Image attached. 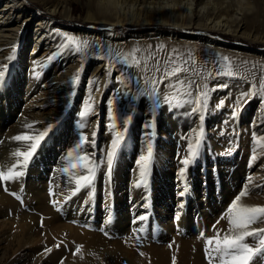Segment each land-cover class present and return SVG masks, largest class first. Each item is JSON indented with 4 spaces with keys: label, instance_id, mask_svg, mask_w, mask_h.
I'll list each match as a JSON object with an SVG mask.
<instances>
[{
    "label": "rangeland",
    "instance_id": "rangeland-1",
    "mask_svg": "<svg viewBox=\"0 0 264 264\" xmlns=\"http://www.w3.org/2000/svg\"><path fill=\"white\" fill-rule=\"evenodd\" d=\"M39 1L31 0L26 3L29 9L35 11L36 18L47 16L43 7L39 8ZM47 1L68 2L71 21L66 20L60 13L53 21L56 34L61 37L64 48L60 52L56 49L49 52L34 49V42L30 39L31 33L28 31L21 34L17 44L0 43V71L4 72V76L0 78V108L11 106L9 103L12 101V118L14 113L20 112L22 108L28 110L25 117L37 123L40 132L48 130L42 140L43 147L49 149L45 158L51 155V146L56 143L67 147L68 143L71 145L69 150L67 149L70 161L76 162V156H89L94 170L92 183L82 187L76 198L80 202L84 201L82 206L91 202L99 208L101 215H85L83 220L79 219L76 215L81 214V209L75 204L65 208V203H59L56 210L49 206V202L47 207H44L45 203L40 202L41 207L35 208L34 196L37 193L32 192L37 188H34V184L40 182L39 180L43 182L44 178L39 176L41 179L36 181L34 177L35 182L28 186L30 193L25 190L24 183L18 186L19 194L23 197L17 198L14 212L12 209L0 208V238L4 239L0 264H14L24 257L26 252L35 257L34 264H86L91 256L85 254L84 257H78L74 252H69L72 254H68L65 260L61 258L57 261H41V258L49 253L48 246H37L36 241L41 239L36 234L31 236L34 240L31 239L27 245H22L23 226L30 221L55 220L72 223L82 229L101 234L103 228L100 226L105 223L104 220H114V213H117L121 203L125 213L121 219H129L131 211L128 210V188L135 187L131 181L134 177L138 181L136 186L148 191L149 196L153 198L158 189L161 193L172 186L173 179H180L183 187L187 188L189 197L203 199L202 204H205V216L209 222L202 220L205 228H202L201 233L211 234L213 226L216 229H227L226 219L222 217L226 215L235 197L244 190V186L250 187L251 190L253 187L264 188V184L258 181L264 175V152L259 151L262 145L261 137L256 134L254 128H250L254 114L261 123L263 122L264 127V71L249 67L251 61H260L264 54L249 47L246 39H236L230 34L221 35L215 47L205 45L204 40L193 34L184 37L189 39V46L184 45L183 39L178 37V40L173 41L174 38H168L167 34L164 38L168 39H162L161 43H153L149 47L148 50H152L150 53L139 49L141 41H134L131 37L133 35L135 38L147 40L148 29L135 27L131 29V34L127 33L126 29L117 28L112 34H108L106 28H100L95 31L97 35L91 37L85 35L91 28L86 20L87 0ZM100 34L101 37H98ZM68 36L81 42L86 41L88 47L78 52L74 45L68 44ZM108 37L109 40L106 39ZM130 45L143 51H138L136 55L141 61L139 65L132 63L131 58L127 61L124 59V54L132 51L128 48ZM161 45L164 47L161 48ZM261 47L263 46H258L257 49L261 50ZM177 55L178 63L187 61L184 66L189 71L181 73L178 77L163 79L165 83L159 85L163 73L157 72L156 67L163 69L166 66L162 62ZM64 56L78 58V66L70 72L53 74V63L50 60L45 62V59ZM224 56L232 61L236 75L229 77L217 74L222 70ZM29 58L37 60L30 64ZM157 61H161V64L157 65ZM97 63L103 67V73L89 84L88 78ZM77 75L78 80L74 81L73 78ZM154 80L157 83H153ZM168 81L171 84L163 86ZM28 85L31 87L25 92ZM192 86L198 89L196 123L191 122L188 117L189 110L185 107L189 106L187 103L182 104L177 100L169 102L163 100V97H158L161 91H166L169 96V93L177 90V96L182 98L195 90H188ZM204 91H207L206 100L201 96ZM241 92L247 95L237 103L236 97ZM191 96L192 94L189 95ZM253 101L256 102L255 106L251 105ZM86 104H91L92 107L86 116H82ZM40 107L46 110H40ZM10 121H6L5 129L12 132L13 123L10 124ZM189 125L192 128L195 126L192 133L187 131ZM117 131L124 133V139L109 167L108 152L111 151V142ZM84 138H87V142L81 143ZM197 138L200 139L197 155L185 166L183 160L189 158V144L194 143ZM149 145L152 152L142 181L138 161L141 156L148 155ZM56 156H59V152ZM35 157L36 154L29 162ZM33 171H38V164L33 163ZM48 185L49 183L43 184L44 190L48 191ZM0 194L15 195L6 190H1ZM255 197L250 198L251 205H264V194L259 193L258 199ZM43 199L44 195L39 197V201ZM153 201L150 203L151 207ZM107 203L111 207L110 212L105 214L103 206ZM72 211H75V215L70 214ZM143 227L142 233L138 235L143 242H149L146 245L173 246L175 243L171 244V241L178 239V233H175L176 236H170L169 239L151 243L152 239L145 233L147 225ZM256 227L264 228V223H259ZM160 228L167 234L165 227ZM196 235H200L199 232ZM116 237L125 235L113 236L112 240ZM187 237L191 238L189 235ZM248 243L254 244L255 241L250 238ZM198 244L199 248L192 245V253L201 250L202 243ZM193 255L189 264L193 263ZM263 256L264 254L257 255L251 264H264ZM204 257L205 254L202 255V261L205 263L208 259ZM119 263L126 264L122 260Z\"/></svg>",
    "mask_w": 264,
    "mask_h": 264
},
{
    "label": "bare ground",
    "instance_id": "bare-ground-1",
    "mask_svg": "<svg viewBox=\"0 0 264 264\" xmlns=\"http://www.w3.org/2000/svg\"><path fill=\"white\" fill-rule=\"evenodd\" d=\"M30 1L0 0V43L17 44L21 39V34L24 31H28L31 33L30 39L34 42V49L38 48L48 52L56 49V51L60 52L64 47L61 44V37L56 34L53 21L58 13L62 14L66 20L71 21L70 11L67 8L68 2L49 3L47 0H40L39 4L41 6L39 8L43 7L47 16L42 15L36 18L34 16L35 11L33 12L26 5ZM86 6L88 9L86 20L90 23L91 28L85 32V35L94 37L97 35L95 31L100 28H106L107 32H109L108 34H112L117 28L126 29L127 33L131 34V29L135 27L148 29L147 40L146 38L145 40L135 38L133 35L131 37H133L132 40L134 41H141L139 46L137 45L139 49H144V51L150 53H152V50H148L149 47L153 43H161L162 39L174 38L173 41H175L179 37L183 39L184 45L189 46L187 43L189 39L184 37L193 34L199 37L200 40H204L205 45L215 47L218 45L221 35L230 34L236 39H246L249 47L254 48L253 50H257L260 54H264V0H87ZM167 34L168 38H164ZM98 37H101V34ZM106 39L109 40V37ZM133 46L130 45L128 48L131 50L137 49V47L134 48ZM258 46L263 47L260 50L257 49ZM64 57L45 59V62L50 60L53 63V74L70 72L78 66V58ZM36 60L37 58H29V63L34 64ZM249 67L264 71V58H261L260 61H251ZM102 73L103 67L97 63L88 78L89 84ZM162 83L165 82H159V85ZM168 83L170 82H166L163 86ZM174 85L181 87L178 84ZM30 87L28 85L25 92ZM190 89L195 90H192L190 94L186 93L187 95H183L182 98L179 95L177 96V90L174 93H169V96L166 91H161L158 97H163V100L169 102L177 100L182 104L187 103L189 106L185 107L189 110L188 117L191 122H195L198 114V89L196 86L189 87L188 90ZM191 94L192 96L189 97ZM245 97L246 94L243 95L241 92L235 101L238 103L239 100H243ZM9 104L11 106L5 105L0 108V168H6L15 162L16 158L13 157L12 153L18 148L24 150L23 142L15 141L12 137L25 133L38 134L40 132L38 124L25 117V112L27 113L28 110L21 108L20 112L16 111L14 118H12L10 109L14 106V103L11 101ZM255 104V101L251 102L252 106H255ZM36 107H39V105H36ZM193 109H196V111H193ZM258 109H260V106H258ZM40 110L44 111L46 109L40 107ZM7 120H11L10 124L13 123L11 125L13 128L12 132L5 129ZM262 123L257 115L254 114L250 128H254L257 132L256 134L261 137L262 144H264V127H262ZM29 124L32 125V128L25 127V125ZM194 127L192 128L189 125L187 131L192 133V131H195ZM8 132L9 134H7ZM43 143L41 141L37 151L34 153L36 154L35 159L28 163L26 169H23V176L14 181L0 182V191L7 189L6 191L15 193V195L0 194V208L12 209V212H14L17 206V197H23L22 194H19L18 186H22L24 183L25 190H28L26 192L30 193L28 186L30 183L35 182L33 178L35 177L36 181H38V179H41L40 177H43V182L39 180L42 183L35 182L34 184V188H37L32 192V194L37 193L34 196L36 200L35 208L41 207L39 206L40 202L45 203L44 207H47L46 204L49 202V206L56 210L59 207V203L60 205L65 203V208L75 204L81 209V214L76 215L79 219L83 220L86 217L85 215H90L91 217L101 215L99 208L93 206L91 202H86L82 206L84 201L80 202L76 198L79 195V191H75L76 185L73 173L75 175H86L87 171L82 168L71 169L69 167L73 163V160L70 161L67 152L69 150L68 147L71 145L68 143L67 147L56 143V145L51 146V155L45 158L49 149L44 148ZM169 143H171L170 139ZM61 149L62 151H60ZM259 151L264 152V147L260 146ZM58 152L59 156H56ZM165 158L167 157L165 156ZM33 163L38 164V171L35 173L33 171ZM64 168H69V171H62ZM131 181L135 187L131 186V188H128V201L130 207L132 206L128 208L131 211L128 220L121 219L125 215L123 212L124 206L121 203L117 213H114V220H104L105 223L100 226L103 228V233L101 234L82 229L72 223L56 222L55 220L30 221L23 226L22 245H27L29 240L33 239L32 235H39L41 240L36 241L38 242L37 246H48L47 249H51L48 254L41 258V261H47V259L57 261L61 258L65 260L72 254L69 252L76 253V247L80 245L82 248L80 253L77 254L78 257H84L85 254L91 256L90 261L86 264H120L119 261L121 260L125 261L126 264H173L174 260L175 264H189L193 254V263L191 264H209V261L205 263L202 261V255L205 254L207 247L206 241L208 238L213 237L217 230L221 229H216L213 226L210 231L211 234L201 233L203 231L202 228H205L203 223L209 222L208 217L205 216L206 209L204 208L205 204H202L203 199H191L187 194V188L183 187V182L178 178L173 179V184L170 182L172 186L167 187L165 191L160 193L158 189L154 198L149 196L148 191L136 186L138 183L136 177L132 178ZM258 181L264 184V175ZM44 183H49L47 186L48 191L44 190ZM245 188L247 187L244 186ZM262 188L261 186L253 187V190H251L248 187V195L243 198L242 202L251 205L250 198L252 196H256L255 198L258 199L259 193L264 194V188ZM180 189L181 191H179ZM159 193L160 195H158ZM43 195L44 199L39 201V197H43ZM152 201L153 205L151 207L150 203ZM57 203L58 206L56 207ZM110 207L108 203L103 206L105 214L110 212ZM70 214L75 215V211ZM141 216L146 217V219L141 220ZM203 219H205L204 222L202 221ZM225 222L227 223V220ZM142 225H147L145 233L148 238L152 239L150 242L169 239L170 236H176L175 233H178V239L177 241L176 239L175 241L170 240L171 244L175 243L173 246L168 244L164 246L146 245L149 242H143L138 235L142 233L141 230L144 228ZM257 225L259 226V223L253 225V227ZM161 226L165 227L168 235L161 230ZM194 232L195 234H193ZM198 232L200 235H196ZM120 234L125 235V237H116L112 240L113 236ZM187 235L191 236V238L187 237ZM3 241L4 239L0 238V259L3 255L1 246ZM198 242L202 243L201 250L197 251V253H192V245L199 248ZM193 251L195 252L196 249ZM23 256L14 264L35 263V257L30 253L26 252Z\"/></svg>",
    "mask_w": 264,
    "mask_h": 264
},
{
    "label": "snow or ice",
    "instance_id": "snow-or-ice-1",
    "mask_svg": "<svg viewBox=\"0 0 264 264\" xmlns=\"http://www.w3.org/2000/svg\"><path fill=\"white\" fill-rule=\"evenodd\" d=\"M67 41L69 45H74L78 52L88 47L86 41L81 42L72 36H68ZM160 47L163 48L164 46L161 45ZM138 51L140 50L137 48L133 49L129 53H125L124 59L127 61L129 58H131L132 63L139 65L141 61L136 57V53ZM173 52L175 53L176 50H173ZM178 60V55L175 58L169 57L168 60L162 62L166 67L163 69H161L159 66L156 67L155 70L157 72L162 71L163 73L160 82H162L163 79L178 77L181 73L189 71V69L184 66L187 61H184V63H178ZM222 60V70L217 74L226 75L229 77L236 75L235 71L233 70V63L230 58L224 56L222 57ZM160 64L161 61H157V65ZM3 76L4 72L0 71V78ZM73 80H78V75L75 76ZM153 83H157V81L154 80ZM201 96H203L206 100L207 91L201 92ZM197 104H199V101H197ZM91 107V104H86L81 115L86 116L91 110ZM193 111H196V109H193ZM25 127L32 128V125H25ZM47 132L48 130L46 129L43 132H39L38 134L25 133L12 137V139L15 141L23 142L24 150H20L18 148L12 153L13 157L16 158L15 162L12 163L11 166L0 168V182L14 181L24 175L23 169L27 168L29 161L38 149L41 141L47 135ZM93 135H95V133H93ZM123 139L124 133L117 131L111 142V151L108 152L109 167H111L112 159L115 157L118 149L120 148ZM84 142H87V138H84L81 143ZM258 143H260V141H258ZM199 144V138H197L194 143L189 144V158L183 160V164L185 166L191 163V158H194L197 155V148ZM261 146L264 147V144ZM151 152L152 147L149 145L148 155L141 156L140 160L138 161L140 164V175L142 181L146 175ZM69 167L71 169L82 168L87 171L86 175H75V173H73L76 185L75 191L78 192L85 185L92 183L94 170L91 166V160L89 156H76V162L71 163ZM62 171L68 172L69 168H64ZM247 195L248 190L245 188L231 202L226 215L222 217L223 219L227 220L228 228L226 230H217L213 237L207 239L205 254L209 264H251L257 255L264 254V228L253 227V225L258 223H264V205H247L243 203L242 200ZM140 219L144 220L146 217L141 216ZM250 238L255 241L254 244L248 243ZM81 248L82 246L78 245L76 247V253L74 254H79ZM47 251H51V249H47ZM141 255H143V253H141ZM173 264H175V260L173 261Z\"/></svg>",
    "mask_w": 264,
    "mask_h": 264
}]
</instances>
